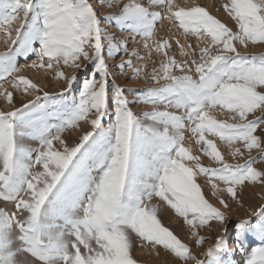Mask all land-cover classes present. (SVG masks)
Listing matches in <instances>:
<instances>
[{"label":"snow or ice","instance_id":"1","mask_svg":"<svg viewBox=\"0 0 264 264\" xmlns=\"http://www.w3.org/2000/svg\"><path fill=\"white\" fill-rule=\"evenodd\" d=\"M118 2L112 0L108 7ZM176 8L174 0H149L147 6L129 0L119 14L105 17L132 34L133 40L141 37L144 48H154L165 57L151 79L155 84L167 83L141 94L139 103L153 107L141 119L130 107L137 101L128 98L116 78L110 81L105 45L108 58L121 53L128 57L121 58L117 67L121 74L131 70L133 78L140 77L141 69L132 58L143 57L102 27L89 0H0V30L12 47L0 54V81L13 78V88L25 94L41 92L31 79L19 75L17 58L33 54L37 62L30 67L74 70L70 77L62 70L56 73L58 80L66 81L65 91L76 84L80 70L88 65L92 69L71 101L65 100L63 92L58 99L43 92L45 103H36L41 99L37 96L22 107L0 110V200L15 207L11 212L0 209V264H34L19 259L25 253L40 264H137L131 255L133 233L153 247L162 246L182 264H222L217 259L226 246L222 237L207 250V259H198L161 223L159 206L152 201L166 202L202 245L205 240L197 230L213 220L224 225L227 217L206 199L198 175L208 178L213 195L222 192L232 199L249 184L264 185V168L255 166L264 161V115L249 119L258 110L264 113V54L245 56L236 47V42L245 48L249 43L264 44V0H224L222 8L237 30L204 7ZM164 19L176 23L185 36L196 38L197 45L188 47L198 79L187 74L192 71L187 60L174 58L167 39L156 40L157 24ZM13 22L20 24L14 29L15 37ZM209 38L211 43L200 47L199 42ZM180 50L188 55L183 45ZM174 69L184 74L175 75ZM110 91L114 115L112 123L104 127ZM0 94L12 104L11 91L4 89ZM170 107L183 114L169 111ZM217 107L228 110L239 122L211 117L210 111ZM81 121L91 130L69 144L64 133L78 128ZM186 130L218 167H206L200 156L185 147ZM208 136L229 146L242 143L250 158L243 164L227 163ZM25 137L38 140L39 147H26L22 143ZM253 149L259 158L251 155ZM232 155L243 152L236 148ZM37 166L40 170L34 171ZM217 181L225 187L219 188ZM219 203L229 206L223 199ZM18 212L27 215L21 219ZM251 215L260 221L256 230L260 246L248 255L246 264H264V206ZM236 228V250L245 253L251 221L243 220ZM14 229L19 230V246Z\"/></svg>","mask_w":264,"mask_h":264},{"label":"rangeland","instance_id":"2","mask_svg":"<svg viewBox=\"0 0 264 264\" xmlns=\"http://www.w3.org/2000/svg\"><path fill=\"white\" fill-rule=\"evenodd\" d=\"M89 2L93 5L94 9L97 10L99 18L102 21V27L117 40L126 41L130 50H138L140 57H143V59H137L135 57L132 58L134 65L141 69L140 77L133 78L134 73L131 70H128L126 74H121L117 67V65L121 62V58L123 60H127L128 57L121 53L119 55L114 54L115 58H108L106 51L107 45H105V55L107 64L109 66L110 81L112 78H116V82L125 89V94L128 96V98L130 100L137 101V103L130 105V107L132 108L134 114L143 119V113L153 111V107L151 104L139 103V101L142 99L141 94L144 93L148 88H159L167 83L166 81L161 80L159 84H155L151 79L152 72L159 69L161 62L165 59V57L162 54L157 53L154 48H152L151 51L150 49L144 48V40L141 37L136 36L135 40H133L132 34L127 31H121L115 21H108L105 19V17L119 14L123 5L128 3L129 0H119V2L113 7H108V4L111 3L112 0H104V3H101V0H89ZM140 2L147 6L149 0H140ZM174 3L177 6V8L174 10H178L179 8H190L194 6L204 7L210 12L211 15L221 20V22L233 28V30H237L235 22L227 15V13L224 12L222 8L224 0H174ZM162 14L167 16V13ZM20 19L23 20V13H20ZM19 27V23L13 22L11 25V28L13 29L12 37H15L14 29ZM155 38L158 41H161L162 38L167 39L171 44L170 51L174 58L178 62L187 60L189 66L192 69V71L187 74L193 75L194 79H198V74L195 73V66L191 64V59L193 58L192 48L188 47L189 44H192L193 47L197 45L198 42L195 37L185 36L183 30L178 28L176 23L169 19H164L162 24H157ZM177 40L180 41L179 45L176 43ZM210 43V38L199 42L200 47L206 46ZM149 44L151 45L150 41ZM10 45L11 41L8 39L7 34L0 30V54L10 52L12 50ZM180 45L184 46V52L188 53L187 56L182 55ZM34 47L38 48L39 45H34ZM236 47L241 55L260 56L261 54H264V44L249 43L248 47L245 48L236 42ZM196 50L197 52L199 51L198 48ZM36 62L37 57L34 54L27 59L24 57L17 58L18 67L21 69L19 75L31 79L40 87V89H42V91H30L25 94L22 89H15L12 87L11 80L13 78H9L8 81H0V84H3V88H0V93H3L4 89H7L13 93L12 104H9L6 98L0 94V110L9 111L13 110L14 108L22 107L24 103L34 101L37 96H40L41 99L36 101V103H45L43 99V92H48L54 99H58L59 94L63 92L65 100L71 101L74 97L78 96L81 83L90 75L92 71L90 65H88L86 69L80 70L77 73L78 79L76 84H74L70 91H65L67 88V83L66 81L58 80L56 78V73L57 71L62 70L65 71L66 75L70 77L74 70L70 67L61 69L54 67L52 70L46 71L45 69L30 67V65ZM81 62L87 64L86 61L82 60ZM174 74L182 75L184 73H181L179 69H174ZM109 96V115L106 116L103 121L104 127H107L112 123V116L114 115V105L111 104V91L109 92ZM52 110V108H49V111ZM160 110H164L163 106H160ZM168 110L178 115L183 114L182 110L177 111L172 107H170ZM209 114L211 117L220 122L233 124L239 122L238 120L232 119V113L219 107H217L215 110H211ZM261 115H264V113L258 110L257 113L250 115L249 119H255L257 116ZM145 123L151 122L145 121ZM89 130H91L90 125L81 121L78 128L66 131L64 133V138L69 144H73L74 141H78L83 132ZM185 137V147H188L193 155L200 156L201 163L203 165L206 167L219 166L210 158L204 156L203 152L201 151V146L196 143V138L191 135L190 131H185ZM207 138L212 139L214 143H216L217 148L223 154L225 161L229 164H243L250 158L242 143H236L229 146L224 141H221L218 137L208 136ZM22 143L26 147L33 149L39 147V141L31 137L23 138ZM55 146L57 148L60 147L58 143ZM236 148H240L243 152V155L234 157L232 152ZM251 155L253 157L259 158V153L255 149H253ZM189 165L191 166V162H189ZM255 166L257 168H264V161H261ZM35 170H40L39 166H37V169H34V171ZM197 183L200 184L206 199H208V201L213 204V206L217 207L227 217L224 225H221L218 221L213 220L210 221L205 227L198 229L197 231L199 232V235L205 240L204 244L198 245L196 238H194L192 235V230L187 226L183 218L178 217L174 210L171 209L170 206L166 204V202L161 201L159 198H154L152 203L159 206L158 217L161 220V223L173 231V233L191 249L192 254L200 260L207 259V256L205 255L207 250L214 247L217 239L222 237L226 242V246L222 251L217 253V259L221 261L222 264H246L248 255H250L256 247L260 246V240L256 231L260 221L258 217L251 215V213L253 211L258 212L260 207L264 206V185L249 184L242 189H238L237 198L232 199L228 194L222 192H217L215 195H213L214 190L211 187V183L208 181V178L204 177L203 175L197 176ZM216 183L218 184L219 188L225 187L218 181ZM221 199L227 202L229 205L227 208L223 207V205L219 203ZM0 209H5L9 212L15 211V207L12 203L3 200H0ZM26 215L27 213H17L18 218L21 219L26 217ZM243 220L251 221V229L247 234L245 253H241L236 250V225ZM13 231L14 239L17 240V246H19V230L14 229ZM132 236L134 244L133 248L131 249V255L137 261V264H182L178 258L174 257V254H170L167 250H164L162 246L153 247L146 241H141L138 237H135L134 233ZM19 259L21 261L27 259L30 262L34 261V264H40L39 261H35V258L31 257L30 254L27 253H25L23 256H20ZM188 264H194V261H188Z\"/></svg>","mask_w":264,"mask_h":264},{"label":"bare ground","instance_id":"3","mask_svg":"<svg viewBox=\"0 0 264 264\" xmlns=\"http://www.w3.org/2000/svg\"><path fill=\"white\" fill-rule=\"evenodd\" d=\"M24 258V257H23Z\"/></svg>","mask_w":264,"mask_h":264}]
</instances>
